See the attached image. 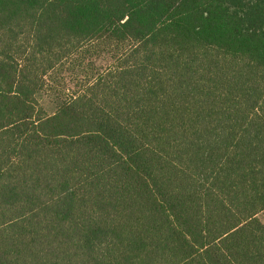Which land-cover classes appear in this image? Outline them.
I'll return each mask as SVG.
<instances>
[{
    "label": "trees",
    "instance_id": "1",
    "mask_svg": "<svg viewBox=\"0 0 264 264\" xmlns=\"http://www.w3.org/2000/svg\"><path fill=\"white\" fill-rule=\"evenodd\" d=\"M263 212L264 0H0V264H264Z\"/></svg>",
    "mask_w": 264,
    "mask_h": 264
},
{
    "label": "rangeland",
    "instance_id": "2",
    "mask_svg": "<svg viewBox=\"0 0 264 264\" xmlns=\"http://www.w3.org/2000/svg\"><path fill=\"white\" fill-rule=\"evenodd\" d=\"M42 105L49 111L52 112L55 108V104L51 99H43ZM259 219L264 223V212L259 215Z\"/></svg>",
    "mask_w": 264,
    "mask_h": 264
}]
</instances>
